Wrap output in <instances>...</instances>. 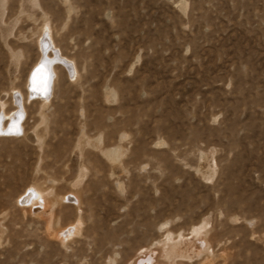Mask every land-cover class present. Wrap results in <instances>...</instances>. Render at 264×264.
Masks as SVG:
<instances>
[{"label": "rangeland", "instance_id": "rangeland-1", "mask_svg": "<svg viewBox=\"0 0 264 264\" xmlns=\"http://www.w3.org/2000/svg\"><path fill=\"white\" fill-rule=\"evenodd\" d=\"M15 94L0 264H264V0H0Z\"/></svg>", "mask_w": 264, "mask_h": 264}, {"label": "bare ground", "instance_id": "bare-ground-1", "mask_svg": "<svg viewBox=\"0 0 264 264\" xmlns=\"http://www.w3.org/2000/svg\"><path fill=\"white\" fill-rule=\"evenodd\" d=\"M42 39V38H41ZM42 44V50L44 59L36 66L35 70L32 73V76L30 78V86L29 90L31 93V96H38L41 97L42 95L50 94V92L53 90L52 88V66L48 64L49 61H47L48 56L53 55L55 57V61L57 62V58L62 59L65 65L64 67H67L68 70H71V65L73 64L70 62V60L66 59L58 50V48L53 43V40L49 37L44 36V38L41 41ZM43 57V56H42ZM53 57V58H54ZM52 61V63L54 62ZM74 65V64H73ZM54 67V66H53ZM75 69V67H74ZM18 92V91H17ZM14 96V95H13ZM15 103H16V110H13L10 113H4V117L0 115V135L3 136H13L14 133H19V131H22V114H21V106L23 102V97L19 94H15ZM9 119L10 124L8 126L4 125V121ZM23 119V118H22ZM39 197L38 193L35 190H32L29 192L26 199H29L30 202H32L33 199ZM174 250V249H173ZM170 255V254H169ZM173 257V256H172Z\"/></svg>", "mask_w": 264, "mask_h": 264}, {"label": "water", "instance_id": "water-1", "mask_svg": "<svg viewBox=\"0 0 264 264\" xmlns=\"http://www.w3.org/2000/svg\"><path fill=\"white\" fill-rule=\"evenodd\" d=\"M57 62L63 64L64 61L62 59L57 58Z\"/></svg>", "mask_w": 264, "mask_h": 264}]
</instances>
